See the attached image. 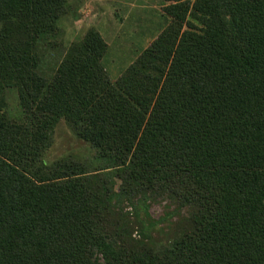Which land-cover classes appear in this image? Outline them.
<instances>
[{"label":"trees","instance_id":"16d2710c","mask_svg":"<svg viewBox=\"0 0 264 264\" xmlns=\"http://www.w3.org/2000/svg\"><path fill=\"white\" fill-rule=\"evenodd\" d=\"M167 1L112 79L94 27L39 72L67 0H0V264H264V0ZM61 120L91 159L48 158ZM160 198L157 248L125 203Z\"/></svg>","mask_w":264,"mask_h":264},{"label":"rangeland","instance_id":"374dc122","mask_svg":"<svg viewBox=\"0 0 264 264\" xmlns=\"http://www.w3.org/2000/svg\"><path fill=\"white\" fill-rule=\"evenodd\" d=\"M167 0H67L68 10L59 19L56 32L47 34L40 44L39 72L50 75L63 57L92 27L100 31L108 43L104 65L116 79L169 23L164 12ZM10 111L18 110L15 93H9ZM94 150L80 139L64 120L55 129L50 160L66 155L91 159ZM125 210L143 222L144 230L134 232L136 238H148L157 248L167 243L176 220L187 213L168 199L138 202L136 208L125 203Z\"/></svg>","mask_w":264,"mask_h":264}]
</instances>
